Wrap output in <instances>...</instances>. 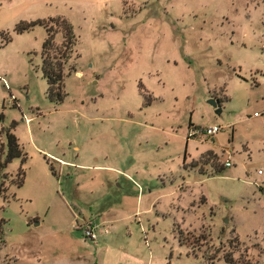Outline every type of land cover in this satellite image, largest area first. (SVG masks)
I'll return each instance as SVG.
<instances>
[{
    "label": "rangeland",
    "instance_id": "obj_1",
    "mask_svg": "<svg viewBox=\"0 0 264 264\" xmlns=\"http://www.w3.org/2000/svg\"><path fill=\"white\" fill-rule=\"evenodd\" d=\"M57 18L59 104L45 28L15 31L46 20L60 47ZM7 130L0 264H264V0H0Z\"/></svg>",
    "mask_w": 264,
    "mask_h": 264
},
{
    "label": "trees",
    "instance_id": "obj_2",
    "mask_svg": "<svg viewBox=\"0 0 264 264\" xmlns=\"http://www.w3.org/2000/svg\"><path fill=\"white\" fill-rule=\"evenodd\" d=\"M59 22L60 29L62 32V43L60 47H56L54 44V32L51 31L50 27H48V21L46 20H36L31 22H20L16 25L15 31L17 33H22L33 28L36 25H41L46 30V38L42 43L41 48V73L43 78L47 83L46 95L47 98L55 103L59 104L63 101L66 96V93L63 90V70L62 65L55 62L53 57L50 55V51L59 52L60 56L63 58L64 63L66 62L68 54L72 51V48L75 44V36L72 32L70 25L64 20L57 18L55 20H49ZM214 100L219 105V99L214 98ZM22 152L20 150L19 144L17 142V138L9 131H6V150L3 144L0 143V172L10 163L13 159L21 157ZM25 158H22L24 161ZM207 165V162L203 163V165ZM193 167H198L195 164ZM201 167V166H200ZM198 167V168H200ZM24 179V171L20 168L17 172V181L16 185L21 187ZM1 224V221H0Z\"/></svg>",
    "mask_w": 264,
    "mask_h": 264
},
{
    "label": "built area",
    "instance_id": "obj_3",
    "mask_svg": "<svg viewBox=\"0 0 264 264\" xmlns=\"http://www.w3.org/2000/svg\"><path fill=\"white\" fill-rule=\"evenodd\" d=\"M254 116H258V114H255ZM219 131H220V127L213 125L211 127L204 129L202 134L204 136L208 137V136H213V135L217 134ZM223 166H224V168L231 166V162H230L229 157L225 160ZM258 173H260V171ZM97 227L98 226L93 221H90V222H86L85 225L81 229H82L83 235L87 239H90L91 241L95 242L97 239V234H96ZM103 233L108 234L109 229L105 228Z\"/></svg>",
    "mask_w": 264,
    "mask_h": 264
},
{
    "label": "water",
    "instance_id": "obj_4",
    "mask_svg": "<svg viewBox=\"0 0 264 264\" xmlns=\"http://www.w3.org/2000/svg\"><path fill=\"white\" fill-rule=\"evenodd\" d=\"M208 103H209L211 106H213L214 108H217V106H218V103H217L214 99L209 100ZM215 112H216V113H220V109L217 108Z\"/></svg>",
    "mask_w": 264,
    "mask_h": 264
}]
</instances>
